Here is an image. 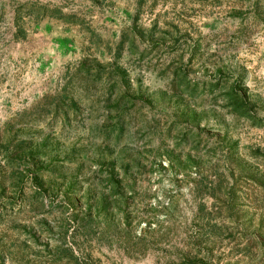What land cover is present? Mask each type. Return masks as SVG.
<instances>
[{
  "label": "rangeland",
  "instance_id": "1",
  "mask_svg": "<svg viewBox=\"0 0 264 264\" xmlns=\"http://www.w3.org/2000/svg\"><path fill=\"white\" fill-rule=\"evenodd\" d=\"M0 264H264V0H0Z\"/></svg>",
  "mask_w": 264,
  "mask_h": 264
}]
</instances>
